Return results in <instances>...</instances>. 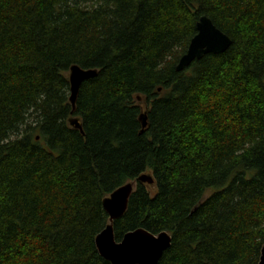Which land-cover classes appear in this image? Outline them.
Returning a JSON list of instances; mask_svg holds the SVG:
<instances>
[{
  "label": "trees",
  "instance_id": "trees-1",
  "mask_svg": "<svg viewBox=\"0 0 264 264\" xmlns=\"http://www.w3.org/2000/svg\"><path fill=\"white\" fill-rule=\"evenodd\" d=\"M203 16L232 45L177 72ZM72 66L98 70L74 112ZM145 173L117 242L166 231L157 264L260 263L264 0H0V264H111L102 201Z\"/></svg>",
  "mask_w": 264,
  "mask_h": 264
},
{
  "label": "water",
  "instance_id": "water-1",
  "mask_svg": "<svg viewBox=\"0 0 264 264\" xmlns=\"http://www.w3.org/2000/svg\"><path fill=\"white\" fill-rule=\"evenodd\" d=\"M187 52L181 57L176 67L177 72L189 68L195 61L201 60L204 55L224 54L232 45L231 38L223 33L212 22L210 17L203 16L197 23V34L189 43ZM98 70L83 69L72 66L69 73L70 81V103L73 112L76 108L78 94L82 84L98 76ZM72 112V113H73ZM143 129L146 128L147 114L141 117ZM70 125L82 131L80 119L72 117ZM38 139V138H37ZM137 182L153 185L152 174H143L137 181L130 182L118 188L104 199L103 207L109 216V224L97 236L96 246L100 255L111 264H157L164 252L171 246L172 236L166 231L153 235L145 229H137L127 233L121 242L115 240L113 223L124 216L127 211L129 200L137 187ZM259 264H264V246Z\"/></svg>",
  "mask_w": 264,
  "mask_h": 264
}]
</instances>
